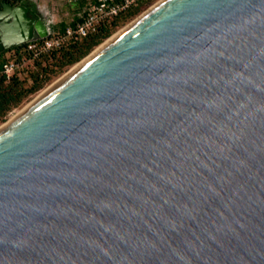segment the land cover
<instances>
[{
    "label": "water",
    "instance_id": "95a60500",
    "mask_svg": "<svg viewBox=\"0 0 264 264\" xmlns=\"http://www.w3.org/2000/svg\"><path fill=\"white\" fill-rule=\"evenodd\" d=\"M0 264H264V0H160L0 128Z\"/></svg>",
    "mask_w": 264,
    "mask_h": 264
},
{
    "label": "rangeland",
    "instance_id": "374dc122",
    "mask_svg": "<svg viewBox=\"0 0 264 264\" xmlns=\"http://www.w3.org/2000/svg\"><path fill=\"white\" fill-rule=\"evenodd\" d=\"M35 3L42 7L45 11V15L41 19L45 23L46 28L51 33L56 30V25L58 22L62 21L65 23L70 22L73 18L78 17L83 11H85L93 0H32ZM160 0H144L140 4L143 5L138 11H136L132 16L127 17L121 21L108 35L106 38L101 40L98 44L94 45L91 50L81 57L78 61L62 66L58 68L57 66H50L51 70H47L45 79L39 89L34 92L28 93L13 107H11L5 114V119L0 122V127L8 123L13 117H15L20 111L32 103L40 94L46 91L48 88L52 87L57 81H59L63 76H65L69 71H71L74 66L80 63L83 59L92 54L97 48L103 45L108 39L112 38L119 31L125 28L128 24L142 15L145 11L153 7ZM1 4V3H0ZM16 4V3H15ZM14 5V4H11ZM137 7V6H136ZM49 33V34H50ZM48 34V35H49ZM47 35V36H48ZM44 38V37H41ZM40 39V38H37ZM31 40V39H30ZM19 56L15 54L12 50H7L2 54L5 63L12 64V70H10L9 77L14 75L19 79L24 87H27L31 83V76L29 75V70L33 69V64L39 62V66H43L47 61L51 62V59L47 57V52H41L37 56H32L30 52H27L25 48L22 47L19 49ZM1 52V51H0ZM47 57V58H45ZM48 59V60H46ZM38 67V66H37ZM34 66V69L37 68ZM8 79V78H6Z\"/></svg>",
    "mask_w": 264,
    "mask_h": 264
},
{
    "label": "trees",
    "instance_id": "16d2710c",
    "mask_svg": "<svg viewBox=\"0 0 264 264\" xmlns=\"http://www.w3.org/2000/svg\"><path fill=\"white\" fill-rule=\"evenodd\" d=\"M19 1L20 0H0V3L6 2L9 4H15ZM140 3L137 5V7L129 9L125 14L114 18L110 21V23L102 26L97 33L88 35L81 38L80 40L67 43L59 48L49 51L47 57L51 59V62L47 61L43 66H39V62L35 63V65L33 64V69L29 70L31 83H29L27 87H24L22 82L14 75H11L8 77V79H6L5 74L2 72V65L5 63L4 58H2V54L7 50H12L15 52V54H17V56H19V49L22 47L23 43L3 49L0 52V122L5 119L4 117L6 112L11 107L15 106L22 99V97L28 93L36 91L41 87L46 77L45 75L48 74L47 70H53L50 68V66H57L58 68H61L62 66L70 65L78 61L81 57L86 55L94 45L98 44L101 40L110 35L111 31L121 21L132 16L136 11H138L143 6ZM78 19L79 17H75L68 23L62 21L58 22L56 25V30L52 31L50 34L63 31L66 26L73 25ZM34 66L38 67L34 69Z\"/></svg>",
    "mask_w": 264,
    "mask_h": 264
},
{
    "label": "built area",
    "instance_id": "2783aa9c",
    "mask_svg": "<svg viewBox=\"0 0 264 264\" xmlns=\"http://www.w3.org/2000/svg\"><path fill=\"white\" fill-rule=\"evenodd\" d=\"M142 1L144 0H93L89 7L78 16L79 19L73 25L66 26L63 31L50 34L44 38L27 40L23 42V47L34 57L43 51H51L67 43L93 35L102 26L125 14ZM10 70H12L10 62L2 65V72L6 78L9 77Z\"/></svg>",
    "mask_w": 264,
    "mask_h": 264
},
{
    "label": "flooded vegetation",
    "instance_id": "af4514ba",
    "mask_svg": "<svg viewBox=\"0 0 264 264\" xmlns=\"http://www.w3.org/2000/svg\"><path fill=\"white\" fill-rule=\"evenodd\" d=\"M19 3V2H18ZM17 4V3H16ZM25 4L28 6H31V9L29 11L26 12V16L28 18H32L38 20V19H42L43 16L45 15V11L42 7L38 6L35 1L32 0H25ZM15 5V4H14ZM7 49V48H6Z\"/></svg>",
    "mask_w": 264,
    "mask_h": 264
},
{
    "label": "bare ground",
    "instance_id": "6f19581e",
    "mask_svg": "<svg viewBox=\"0 0 264 264\" xmlns=\"http://www.w3.org/2000/svg\"><path fill=\"white\" fill-rule=\"evenodd\" d=\"M159 2H160V1H159ZM159 2H158V3H159ZM158 3H157V4H158ZM155 5H156V4H155ZM155 5H154V6H155ZM151 8H152V7H151ZM151 8H150V9H151ZM148 10H149V9H148ZM148 10H147V11H148ZM144 13H145V12H144ZM110 39H111V38H110ZM108 40H109V39H108ZM106 42H107V41H106ZM103 44H104V43H103ZM97 49H98V48H97ZM97 49H96V50H97ZM86 58H87V57H86ZM86 58H85V59H86ZM83 60H84V59H83ZM83 60H82V61H83ZM82 61H81V62H82ZM81 62H80V63H81ZM78 64H79V63H78ZM78 64H77V65H78ZM77 65H76V66H77ZM76 66H74V67H76ZM69 72H70V71H69ZM48 89H49V88H48ZM48 89H47V90H48ZM47 90H46V91H47ZM46 91H44V92H46ZM44 92H43V93H44ZM43 93H42V94H43ZM42 94H40L39 96H41ZM39 96H38V97H39ZM36 99H37V98H36ZM36 99H35V100H36ZM30 104H31V103H30ZM4 125H5V124H4ZM4 125H3V126H4ZM3 126H2V127H3ZM2 127H0V128H2Z\"/></svg>",
    "mask_w": 264,
    "mask_h": 264
}]
</instances>
